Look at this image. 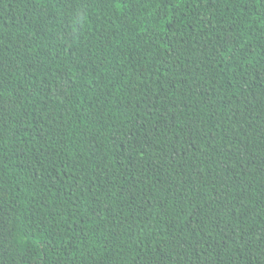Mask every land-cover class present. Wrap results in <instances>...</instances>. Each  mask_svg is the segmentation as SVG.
<instances>
[{
  "label": "trees",
  "instance_id": "16d2710c",
  "mask_svg": "<svg viewBox=\"0 0 264 264\" xmlns=\"http://www.w3.org/2000/svg\"><path fill=\"white\" fill-rule=\"evenodd\" d=\"M0 264H264V0H0Z\"/></svg>",
  "mask_w": 264,
  "mask_h": 264
}]
</instances>
